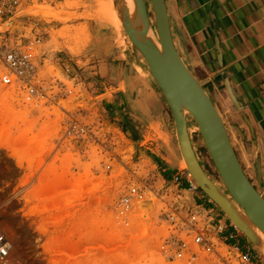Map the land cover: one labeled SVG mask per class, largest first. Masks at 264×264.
Masks as SVG:
<instances>
[{
	"label": "rangeland",
	"instance_id": "rangeland-1",
	"mask_svg": "<svg viewBox=\"0 0 264 264\" xmlns=\"http://www.w3.org/2000/svg\"><path fill=\"white\" fill-rule=\"evenodd\" d=\"M98 1L57 8L51 0H0V232L10 245L0 264H182L168 261L165 253L175 234L172 217H185L204 194L191 192L190 183L182 187L180 176L164 178L160 145L168 143L161 125L134 133L115 109L126 92L116 79L119 67L156 88L124 36L117 42L124 57L109 56L103 34H115L96 19ZM71 7L84 13L65 11ZM28 49L41 94L33 103L19 86L1 84L5 52ZM109 63L115 68L104 76ZM194 127L190 121L193 147L201 161H209L206 173L218 180ZM133 188L145 197L124 206ZM229 229L217 251L238 264L231 246L249 252L240 241L247 240L238 229V237L227 240ZM222 263L211 256L200 264Z\"/></svg>",
	"mask_w": 264,
	"mask_h": 264
},
{
	"label": "water",
	"instance_id": "water-1",
	"mask_svg": "<svg viewBox=\"0 0 264 264\" xmlns=\"http://www.w3.org/2000/svg\"><path fill=\"white\" fill-rule=\"evenodd\" d=\"M114 3L121 26L115 25L108 15L98 14L96 19L111 27L118 39L123 36L127 39L130 52L150 74L158 95L172 115L173 135L164 129L158 130L168 145L171 136L175 138L176 164L181 167L186 161L185 172L192 176L193 185L242 232L264 264V197L257 189L264 180L259 158L252 174L247 175L231 142L225 113L210 96L195 66L189 63L179 35L172 30L166 1L131 0L127 5L125 0H114ZM228 93L236 103L230 90ZM190 121L199 128L197 131L218 180L206 173L197 157Z\"/></svg>",
	"mask_w": 264,
	"mask_h": 264
},
{
	"label": "crops",
	"instance_id": "crops-1",
	"mask_svg": "<svg viewBox=\"0 0 264 264\" xmlns=\"http://www.w3.org/2000/svg\"><path fill=\"white\" fill-rule=\"evenodd\" d=\"M77 1L51 0L50 5L58 8ZM82 1L89 3V0ZM165 1L172 30L179 35L189 63L195 66L210 96L228 112L231 142L238 158L247 168L246 174H252L256 158H259L264 180V0ZM65 11L84 13L82 9L72 7ZM83 24L79 22L76 26ZM53 26L61 28L59 23ZM103 35H106L105 44L109 43L105 45L109 49V56L115 61L122 59L119 54L122 53L124 57V50L117 44L118 38L112 34ZM104 73V76L109 75V65L105 66ZM228 90L234 95L236 103L230 98ZM138 96L142 100L151 99V106H143L146 116L133 120L138 134H146L151 127L162 123L171 133L172 115L157 91L139 89ZM115 109L118 110L116 106ZM167 122H170L169 127ZM165 127L163 125L161 129ZM160 146L164 151L170 144L167 146L161 142ZM177 156L171 161L161 154L162 173L167 180L180 176L182 187L188 188L190 180L185 178V171L176 164ZM259 186L264 190V182ZM240 241L249 253L255 254L247 241L243 238Z\"/></svg>",
	"mask_w": 264,
	"mask_h": 264
},
{
	"label": "built area",
	"instance_id": "built-area-1",
	"mask_svg": "<svg viewBox=\"0 0 264 264\" xmlns=\"http://www.w3.org/2000/svg\"><path fill=\"white\" fill-rule=\"evenodd\" d=\"M35 44H41V40H35ZM2 64L6 73L1 78V84L19 86L23 92L26 102L33 103L40 99V91L36 83L37 77L34 65V55L30 49L25 53L7 51L2 57ZM186 174V172H185ZM179 178H176L177 181ZM191 192L197 188L190 182ZM145 193L137 188L130 190L128 196L123 199L122 204L129 207L132 202L143 200ZM202 201L192 206L185 217L174 214L172 222L175 234L169 239V246L166 250L167 260L180 262L182 264H200L208 257L217 256L222 264H229L217 251V241L227 230L231 231L228 239H235L239 232L232 225H228L227 219L216 210L214 203L203 195ZM10 250L9 242L4 234L0 232V260L4 259ZM235 252L238 264H256L254 256L249 252H243L238 246H231ZM232 264V263H231Z\"/></svg>",
	"mask_w": 264,
	"mask_h": 264
},
{
	"label": "flooded vegetation",
	"instance_id": "flooded-vegetation-1",
	"mask_svg": "<svg viewBox=\"0 0 264 264\" xmlns=\"http://www.w3.org/2000/svg\"><path fill=\"white\" fill-rule=\"evenodd\" d=\"M110 66V73L109 75H111V71H113V69L115 67H113V64L109 63ZM117 71V82L118 83H123L126 86V92L125 94H123L121 92V96H122V103L118 104V106H116L118 108V112L123 116V118L127 121L128 127L134 132L137 133L138 130L135 128V126H133V120L138 119L139 117H145V110L143 109V106H151L149 104V102L151 101V99H144L142 100L141 98H139L138 96V90L142 89L144 90L145 88H149L155 91V89L152 87V85L140 78V75L134 74V73H128V69L125 67H119L118 69H116ZM139 72H142V70L138 69ZM146 75V74H145ZM167 126L169 127L170 122H167ZM161 124V123H160ZM161 127H163V124H161ZM165 130H167L169 132V129L167 127L164 128ZM171 143L169 148L164 149L163 154L166 155L167 157H169V160H173L176 156H177V151L175 149V141L173 140V138L171 139ZM197 157L199 159H202V156L199 155L197 153ZM203 162V169L209 170L212 168H210V163L208 160H202ZM240 161V159H239ZM241 162V161H240ZM242 167L244 168V170L246 171V167L243 165V163L241 162ZM214 176V175H213ZM257 189L259 191V193L264 197V190L262 188H260V186H257Z\"/></svg>",
	"mask_w": 264,
	"mask_h": 264
},
{
	"label": "bare ground",
	"instance_id": "bare-ground-1",
	"mask_svg": "<svg viewBox=\"0 0 264 264\" xmlns=\"http://www.w3.org/2000/svg\"><path fill=\"white\" fill-rule=\"evenodd\" d=\"M127 5L131 4V0H125ZM97 7H98V10H99V14H102V15H108V17L114 21L115 25L117 26H121V21L117 15V12L115 10V3H114V0H99L98 3H97ZM144 66L147 68L146 64H144ZM146 76L148 78H151L150 74L146 72ZM196 130H198L199 128L196 126L194 127ZM182 167L184 169H187V163L186 161L184 160L183 161V164H182ZM189 175V174H188ZM237 229V228H236ZM239 230V229H238ZM240 231V230H239ZM241 232V231H240ZM242 233V232H241Z\"/></svg>",
	"mask_w": 264,
	"mask_h": 264
},
{
	"label": "trees",
	"instance_id": "trees-1",
	"mask_svg": "<svg viewBox=\"0 0 264 264\" xmlns=\"http://www.w3.org/2000/svg\"><path fill=\"white\" fill-rule=\"evenodd\" d=\"M209 175V174H208ZM255 252V251H254ZM255 254H257L256 252H255ZM258 255V254H257Z\"/></svg>",
	"mask_w": 264,
	"mask_h": 264
}]
</instances>
